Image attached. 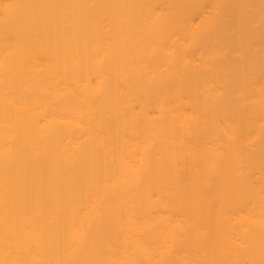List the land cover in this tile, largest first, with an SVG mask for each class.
Instances as JSON below:
<instances>
[{
  "label": "bare ground",
  "instance_id": "obj_1",
  "mask_svg": "<svg viewBox=\"0 0 264 264\" xmlns=\"http://www.w3.org/2000/svg\"><path fill=\"white\" fill-rule=\"evenodd\" d=\"M0 264H264V0H0Z\"/></svg>",
  "mask_w": 264,
  "mask_h": 264
}]
</instances>
